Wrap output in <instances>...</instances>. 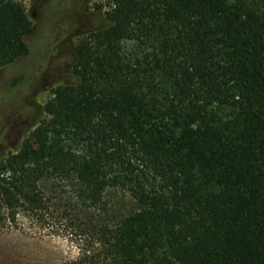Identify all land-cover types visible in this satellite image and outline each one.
<instances>
[{"label": "trees", "instance_id": "16d2710c", "mask_svg": "<svg viewBox=\"0 0 264 264\" xmlns=\"http://www.w3.org/2000/svg\"><path fill=\"white\" fill-rule=\"evenodd\" d=\"M100 11L69 79L0 156V229L46 223L73 182L79 240L57 264H264V0ZM34 32L22 3L0 0V80ZM111 190L134 207L111 206Z\"/></svg>", "mask_w": 264, "mask_h": 264}, {"label": "rangeland", "instance_id": "374dc122", "mask_svg": "<svg viewBox=\"0 0 264 264\" xmlns=\"http://www.w3.org/2000/svg\"><path fill=\"white\" fill-rule=\"evenodd\" d=\"M16 1L25 6L35 32L26 39L30 54L2 72L0 156L18 145L19 136L34 121L38 106L52 97L50 88L67 77L74 46L82 35L103 23L100 9L106 11L112 3V0ZM123 46L128 55L137 52L133 42H125ZM19 76L22 80L13 86ZM5 126L9 131L4 134ZM52 189L51 185L46 187L50 196H54ZM59 191V197L64 199L61 204L53 199L46 223H26L23 229H0V264H57L76 253L79 235L66 218L70 211L63 207L74 194L73 182L62 183ZM106 195V201L111 206L116 204L121 211L134 207L123 191L111 190Z\"/></svg>", "mask_w": 264, "mask_h": 264}]
</instances>
